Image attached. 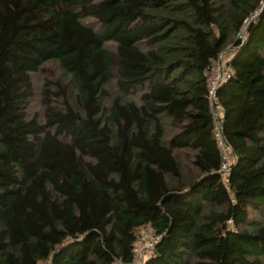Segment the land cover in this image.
Wrapping results in <instances>:
<instances>
[{
    "label": "trees",
    "instance_id": "1",
    "mask_svg": "<svg viewBox=\"0 0 264 264\" xmlns=\"http://www.w3.org/2000/svg\"><path fill=\"white\" fill-rule=\"evenodd\" d=\"M139 255L264 264V0H0V264Z\"/></svg>",
    "mask_w": 264,
    "mask_h": 264
},
{
    "label": "built area",
    "instance_id": "2",
    "mask_svg": "<svg viewBox=\"0 0 264 264\" xmlns=\"http://www.w3.org/2000/svg\"><path fill=\"white\" fill-rule=\"evenodd\" d=\"M240 36H242V32L240 33ZM231 57L232 55L228 57V60ZM227 64L228 62L227 61L223 62V56H221L220 59L212 66V68L208 72V79L210 83L209 96L212 105V112H213L214 126H215L214 129L217 135L218 146L222 151V154L224 155L226 160H229L231 149L229 148L227 141L225 140L223 134V126H222L224 111L222 106L218 102L217 94H216L219 83L223 79L227 78L230 73V67H228ZM158 240L159 237L155 238V240L150 239L148 246L149 247L153 246V244ZM117 264H121V263H117ZM130 264H143V256L141 255L137 256L134 262Z\"/></svg>",
    "mask_w": 264,
    "mask_h": 264
},
{
    "label": "rangeland",
    "instance_id": "3",
    "mask_svg": "<svg viewBox=\"0 0 264 264\" xmlns=\"http://www.w3.org/2000/svg\"><path fill=\"white\" fill-rule=\"evenodd\" d=\"M229 57V53L227 52L224 56H223V62H226L228 60Z\"/></svg>",
    "mask_w": 264,
    "mask_h": 264
}]
</instances>
